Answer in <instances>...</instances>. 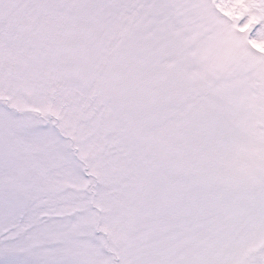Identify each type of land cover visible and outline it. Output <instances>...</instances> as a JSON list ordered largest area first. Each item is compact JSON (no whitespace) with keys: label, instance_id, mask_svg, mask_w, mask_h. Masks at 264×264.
<instances>
[{"label":"snow or ice","instance_id":"6c2138e0","mask_svg":"<svg viewBox=\"0 0 264 264\" xmlns=\"http://www.w3.org/2000/svg\"><path fill=\"white\" fill-rule=\"evenodd\" d=\"M0 264H264V0H0Z\"/></svg>","mask_w":264,"mask_h":264}]
</instances>
